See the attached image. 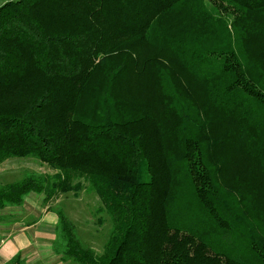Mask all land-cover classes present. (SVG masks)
<instances>
[{
    "label": "trees",
    "instance_id": "trees-1",
    "mask_svg": "<svg viewBox=\"0 0 264 264\" xmlns=\"http://www.w3.org/2000/svg\"><path fill=\"white\" fill-rule=\"evenodd\" d=\"M0 210L89 188L102 253L78 264H264V0H0ZM20 254L5 264H23Z\"/></svg>",
    "mask_w": 264,
    "mask_h": 264
},
{
    "label": "rangeland",
    "instance_id": "rangeland-1",
    "mask_svg": "<svg viewBox=\"0 0 264 264\" xmlns=\"http://www.w3.org/2000/svg\"><path fill=\"white\" fill-rule=\"evenodd\" d=\"M53 172L49 164L33 157H12L0 162V184L14 182L28 174L49 175ZM23 206L0 210V242L12 238L25 226L32 240L33 250L25 256L23 264H78L63 259V253L54 250L57 235L58 210H63L76 226L81 242L98 253H102L109 240L113 223L106 213L97 211L98 198L94 191L84 188L79 193H62L51 201L44 194L32 192L26 195ZM3 238V239H2Z\"/></svg>",
    "mask_w": 264,
    "mask_h": 264
},
{
    "label": "crops",
    "instance_id": "crops-1",
    "mask_svg": "<svg viewBox=\"0 0 264 264\" xmlns=\"http://www.w3.org/2000/svg\"><path fill=\"white\" fill-rule=\"evenodd\" d=\"M26 198L27 197H25V201ZM7 207H18V206H7ZM29 229L30 226H28L27 224V226H25L17 234H14L12 238H8L9 237L8 235V237L4 238V240L0 242V264L7 263L10 259H12L14 256L18 254H20L21 257L24 258L25 260V256H28V253L32 252L34 248L32 244V240L30 239L29 234L26 233V231H28Z\"/></svg>",
    "mask_w": 264,
    "mask_h": 264
}]
</instances>
